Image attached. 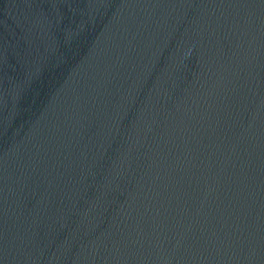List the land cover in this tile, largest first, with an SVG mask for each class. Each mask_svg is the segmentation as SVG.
I'll return each instance as SVG.
<instances>
[{
    "label": "water",
    "instance_id": "water-1",
    "mask_svg": "<svg viewBox=\"0 0 264 264\" xmlns=\"http://www.w3.org/2000/svg\"><path fill=\"white\" fill-rule=\"evenodd\" d=\"M0 264H264V0H13Z\"/></svg>",
    "mask_w": 264,
    "mask_h": 264
}]
</instances>
